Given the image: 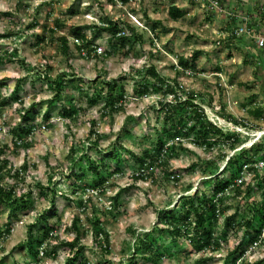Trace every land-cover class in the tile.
<instances>
[{"label":"rangeland","instance_id":"374dc122","mask_svg":"<svg viewBox=\"0 0 264 264\" xmlns=\"http://www.w3.org/2000/svg\"><path fill=\"white\" fill-rule=\"evenodd\" d=\"M171 4L182 8L183 15L171 18L167 13ZM36 8L39 13H34ZM222 9L212 8L206 0H129L125 4L109 0H0V34L8 30L21 32L19 37H0V52L7 50L3 58L13 57L9 53L16 50L11 61L0 63V149H3L0 157L12 166L10 172L8 165L2 168L0 186H13L16 193L31 190L28 208L15 210L11 217H8V204H0V231L5 224L11 227L10 234L0 238V264H65L72 253L59 242L73 238V218H79V228L86 229L79 245L88 264H125L132 253L127 246L132 248L135 237H142L152 229L159 230L163 224L160 212L171 209L179 212L183 208L181 196L196 198L203 189L211 192L215 179H227L230 175L231 170H222L227 158L264 138V109L257 117L249 112L256 106L255 102L264 108V51L252 44L248 48L242 42L244 38L238 37L231 44L225 42L229 35L225 12L228 9L223 6ZM4 11L12 15L5 16ZM105 14L135 24L152 43L136 44L127 55L116 51L103 57L108 44L101 35L93 41L101 46V53H94L90 44L84 48L87 55L75 52L73 27L97 22ZM34 18L39 24L32 27ZM55 19H61L63 24L54 37L47 31L45 39L37 42L34 33L41 32L43 24L56 27ZM153 26L158 36L152 38ZM257 28L261 32L264 26ZM83 31L88 40L92 30L84 28ZM58 34H66L73 41L70 42L73 57L69 61L58 48ZM192 54H195V68L179 67L177 56L190 58ZM150 65L169 83L179 87L176 89L179 94L196 93L195 102L204 109L208 119L240 134L243 143L234 149L220 145L206 149L188 137L182 147H177V155L170 159L168 178L164 166L158 164L148 167L145 177L135 178L140 170L127 150L141 155L143 150L152 148L162 122V114L153 108L161 96L160 89L155 90L148 82L145 91L134 92L136 80H147L146 69ZM62 71L74 73L65 76L61 97L63 104L75 111L68 118L61 115L59 101H50L53 95L50 80L59 79ZM103 78H116L126 94L122 108L112 115L104 113L102 100L93 105L87 99ZM25 112L28 115L23 121L21 115ZM46 113L48 119L43 116ZM221 114L249 126L234 124ZM20 120L22 124L32 121L38 124L23 137L29 143L27 147L13 148V126ZM91 129L94 134L90 133ZM258 132L262 133L257 136ZM71 146L75 152L69 158ZM220 149L225 151V157L217 161V168L212 173H201L205 160L218 159ZM113 150L118 153L117 159L110 155ZM90 161L94 162L95 169L89 167ZM256 164L260 167L259 173L264 175V159ZM13 169H18V175ZM81 174L84 179L78 181L76 177ZM253 176L254 173L241 174L239 195H234L232 187L222 193L221 214L208 225L213 237L220 241L215 249L196 248L190 239L196 233L193 225L187 230L180 226L184 234L177 241H172L167 233L157 237L155 246L165 252L162 264H227L234 257V264H251L259 259L264 264V227L262 241L247 245L253 230L243 223L236 225L241 215L252 216L243 190L248 181H254ZM97 182L101 185L92 189L91 185ZM258 182L259 179L252 182L255 186L250 199L254 202L264 199ZM83 187L87 189L83 191ZM116 192L120 196L118 209L111 213L103 211ZM96 208L99 210L95 211ZM94 215L107 230L108 243L94 238L87 220ZM230 215L233 226L226 227L224 219ZM188 216L192 218L191 214ZM251 218L257 225L259 214ZM46 223L57 226L52 237L58 239L49 240V249L55 250L56 255L44 256L39 251L37 258H32L26 247L20 248L18 244L25 243L29 227L36 235ZM131 229L135 231L134 237ZM105 244H109L110 252L104 250ZM238 244L236 253L226 261L228 252ZM167 251H171L172 258ZM203 257L207 260L201 261ZM137 260L138 264H154L139 257Z\"/></svg>","mask_w":264,"mask_h":264},{"label":"trees","instance_id":"16d2710c","mask_svg":"<svg viewBox=\"0 0 264 264\" xmlns=\"http://www.w3.org/2000/svg\"><path fill=\"white\" fill-rule=\"evenodd\" d=\"M111 2L120 1L122 4L127 3L129 0H109ZM222 5V0H219ZM230 11V10H228ZM39 13L37 8L34 10V13ZM231 12H233L231 10ZM167 13L173 19L178 18L183 15L184 11L182 8L175 4L169 5L167 9ZM3 14L5 16H11L12 12L4 11ZM249 17L250 26L256 28L255 21L254 24L251 23V18ZM227 19V27L226 30L229 31V35L227 36L225 42L231 44L237 42V38L233 32L237 18L234 16H230L226 14ZM47 22V21H46ZM45 22V23H46ZM56 27H47V25L43 24V29L41 32H35L34 36L37 42L43 41L46 37V32L54 37V33L58 28H61L62 21L61 19H55ZM39 23L34 18V23L31 25L35 27ZM258 27V26H257ZM46 28V29H45ZM84 28H90L92 30L91 37L87 40L85 39ZM45 29V30H44ZM152 31L150 30L153 36H158L157 29L153 26ZM20 30H8L7 32L0 34V37L6 36H20ZM73 35L75 38L79 39L80 43L77 44L73 42L71 39L69 40L66 34H58L56 36V40H58V48L61 49L62 53L66 56V59L69 61L70 58L73 57L72 49L70 48V42H73V48L75 52H80V50L84 47H88L90 45H94V39L99 36H103L108 44V48L101 55L103 57L109 56L116 51H122L124 55H127L129 51L134 47V45H142L144 41H150L152 43V39L149 40L144 37L143 32H139L137 26L133 23L127 22L122 18L113 19L108 15H103L97 22H92L90 24H85L84 26L73 27ZM74 38V39H75ZM244 44L249 43L252 44V40L245 39L242 41ZM99 44V42H97ZM93 49V48H91ZM264 51V48H263ZM7 54V50L0 52V63L4 60L11 61L15 55L16 50H13L9 53L13 57L3 58L4 55ZM8 59V60H7ZM11 59V60H10ZM178 65L181 68H195V54H192L190 58H186L183 56H177ZM148 77L147 80H136L134 83V92H142V90L147 89V83L150 82L152 86H155V90L160 89L161 96L156 101L155 108L158 113L162 114V122L161 128L158 136L156 137V141L152 148H147L143 150L140 154L133 153L130 150H127L130 155H132L133 159L137 163V169H139V174L135 175L137 177H145V171L148 167L153 165L164 166L165 176L168 178L170 176V159L177 155V147H182L184 140L188 137H192V140L195 144L206 147V149L213 148L215 145H220L223 148L234 149L240 143H243L244 139L235 131H230L229 129L218 126L213 123L210 119H208L207 115L204 112V109L195 102L198 95L192 91H185V94H179L177 92V86H174L172 83H169L166 78L161 76L159 72L156 71L155 66L150 65L148 69H146ZM182 71V70H181ZM74 74L73 72L62 71L59 74V79H51L52 82L50 84V89L53 91L52 99L59 101L61 104L60 113L63 117L68 118L71 117L75 111L67 108L62 100L63 90L65 89V76H69ZM46 76V75H45ZM47 77V76H46ZM72 79V78H67ZM72 81V80H71ZM76 87V85H75ZM77 89L82 90L81 86H77ZM92 94L88 96V101L90 104H97L100 100L104 103V113H108L112 115L114 112H117L122 108V102L125 101L126 94L122 89V86L118 83L116 78L105 79L103 78L100 81L98 88L92 89ZM88 95V94H87ZM8 96H5L6 100ZM4 98V99H5ZM253 98V97H252ZM250 98V99H252ZM256 106L249 110L250 113L255 115L256 117L261 115L263 112L262 104L254 103ZM29 113V110L27 111ZM27 112L21 115V120H25L27 117ZM222 117H226L229 121H232L234 124L239 126L248 127L249 125L242 120H237L232 116H228L225 114H221ZM45 119H48V114H43ZM20 120L12 130L11 142L13 148H17L19 146L27 147L29 145L28 142L23 140L24 136H27L32 132V130L37 126L36 121H32L30 124H22L23 122ZM251 127V126H250ZM90 133L94 134V130L91 129ZM19 141V142H18ZM169 143V144H167ZM3 147H6L4 144ZM114 153H111V157L117 159L118 153L116 150H113ZM163 151L167 153L164 154ZM3 152V149H0V154ZM75 152V148L73 146L70 147L69 150V158L72 157V154ZM116 152V153H115ZM219 158H210L205 160V167L201 168L199 171L201 173H212L215 168H217V161L219 159H223L225 157V151L222 149L218 152ZM264 159V138L258 141L253 142L249 147L240 149L237 153L230 155L226 163L223 167V171H230V175L227 179L223 177L219 179H215L212 183L213 188L211 192H207V190H199V196L196 198L181 196V201L183 203V208L177 212L174 209L168 211L160 212V219L162 221V225L158 231L150 230L146 232L142 237L136 236L134 240V244L131 247L129 245L127 248L132 249V253L128 256V260L125 264H138L137 257L143 259L145 261L153 262L154 264H162L165 258V252H161L155 246V242L157 241V237L161 234L167 233L171 236L172 241H177L179 238L183 236V232L180 226H184L185 229H189V226L193 225V229L196 231L195 234L190 235V239L194 246L198 249H205L207 247H212L215 249L220 241L218 238L213 237V231L208 227L213 221L218 220L219 213L221 214L220 204L223 201L222 193L232 187V191L234 195H239L242 186L241 183H237L236 179L241 176L242 173L252 174L254 173L253 179L256 182L259 179L257 185L258 188L262 189V194L264 195V175L259 173L260 167L256 164L259 160ZM91 164V165H90ZM89 167L96 168L93 161H90ZM8 165V161L5 158L0 157V175L2 174V168H6ZM10 168L8 171H11V165H8ZM23 168L26 167L24 163ZM14 173L18 175V169H13ZM232 172V173H231ZM225 173V172H224ZM77 180L80 181L84 179V174L78 175ZM175 178V177H174ZM176 179V178H175ZM248 181L246 186L244 187V195L246 197L247 206H251L253 213L250 217H243L241 215L240 219H237L236 225L239 226L241 223L245 225L246 228H251L252 234L247 238V245L258 244L261 240V230L264 227V199L259 202H254V200L250 199L252 188L255 186L252 182ZM77 185V182L75 183ZM100 183H93L91 185L92 189H96L99 187ZM83 191L87 189L86 187L82 188ZM31 194V190H26L21 193H16L15 188L12 186L10 188H3L0 186V204L6 203L9 206V215L11 217L14 215V211L17 209L25 210L29 206V200L27 197ZM120 206V196L119 193L116 192L114 196L111 197V202L105 208L108 213H111L113 210H117ZM99 209H95L98 211ZM259 214V222L257 225L253 223V214ZM191 214L192 218L188 215ZM43 220L45 217H42ZM232 216H226L224 219V224L226 227H232L233 224L230 223ZM87 220L91 223V232H94V238L96 240H102L108 243V232L100 223V219L97 216H92L91 218H87ZM79 218L72 219V227H73V238L71 240H61L59 243L61 246L68 247L70 252L72 253L70 258H68L65 264H88V260L82 254V246L79 245L81 240L82 233H85L86 229L79 228ZM37 221H34L36 224ZM180 223H182L180 225ZM224 226V227H225ZM56 224L46 223L45 225L40 226V233L33 235L31 231V227H29L27 232V238L25 243H19L18 246L21 248L23 246L26 247L28 253L32 256V258H37L39 251L44 256H55V250L49 249V240L52 239V235H54V230L56 229ZM11 231V227L8 224H5L3 230L0 231V238L2 235H9ZM131 235H135L134 229L130 230ZM156 233V236L154 235ZM53 239H58L57 236H54ZM99 243V242H98ZM39 247L40 250H39ZM239 244L234 247L231 251L228 252L226 261L230 255L236 253L238 250ZM104 250L110 252L109 244L104 245ZM139 251V252H138ZM140 253L139 256L136 254ZM168 257L172 258L173 254H170L171 251H167ZM167 257V256H166ZM167 258V260L169 259ZM209 259V258H208ZM207 258H201V261H206ZM236 257L232 258L227 264H234ZM262 259L256 260L251 264H260Z\"/></svg>","mask_w":264,"mask_h":264},{"label":"built area","instance_id":"2783aa9c","mask_svg":"<svg viewBox=\"0 0 264 264\" xmlns=\"http://www.w3.org/2000/svg\"><path fill=\"white\" fill-rule=\"evenodd\" d=\"M206 3L208 5H211L212 8L217 9L219 11H223L221 3L219 0H206ZM226 14L230 16H234L237 18V22L235 25V28L233 30L236 38H244V39H250L252 40V45L256 48H264V29L260 32L258 31V28H254L250 26V21L249 17L247 14H237L236 12H231V11H225ZM75 43L79 44L80 41L79 39L75 38L74 40ZM85 48V47H84ZM82 48L81 54L87 55L86 50ZM91 49L94 53H101L102 48L99 45H91ZM237 183H241L242 179L241 177H238L236 179Z\"/></svg>","mask_w":264,"mask_h":264},{"label":"crops","instance_id":"0c3cea01","mask_svg":"<svg viewBox=\"0 0 264 264\" xmlns=\"http://www.w3.org/2000/svg\"><path fill=\"white\" fill-rule=\"evenodd\" d=\"M225 9L232 10L237 14H247L251 18V23L256 28L258 25L264 26V0H222ZM249 48L250 44L246 43Z\"/></svg>","mask_w":264,"mask_h":264},{"label":"bare ground","instance_id":"6f19581e","mask_svg":"<svg viewBox=\"0 0 264 264\" xmlns=\"http://www.w3.org/2000/svg\"><path fill=\"white\" fill-rule=\"evenodd\" d=\"M261 133H262V132H258V133H257V136H259Z\"/></svg>","mask_w":264,"mask_h":264},{"label":"clouds","instance_id":"9594fccd","mask_svg":"<svg viewBox=\"0 0 264 264\" xmlns=\"http://www.w3.org/2000/svg\"><path fill=\"white\" fill-rule=\"evenodd\" d=\"M251 144H252V143H251ZM251 144H250V145H251Z\"/></svg>","mask_w":264,"mask_h":264}]
</instances>
